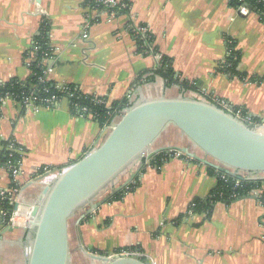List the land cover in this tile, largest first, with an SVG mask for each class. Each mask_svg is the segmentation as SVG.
<instances>
[{
	"label": "crops",
	"instance_id": "0c3cea01",
	"mask_svg": "<svg viewBox=\"0 0 264 264\" xmlns=\"http://www.w3.org/2000/svg\"><path fill=\"white\" fill-rule=\"evenodd\" d=\"M128 1L129 17L111 18L106 11H93L89 0H0V82L29 78L26 59L45 19L55 52L46 62L48 77L57 86H75L84 96L104 100L107 108L124 99L132 106L159 98L217 97L257 119L254 130L264 135V24L255 12L240 15L229 0ZM87 17L92 23L85 31ZM128 21L149 28L158 54L168 57L180 80L195 85V91L166 87L153 74L161 60L137 52ZM227 40L240 53L244 79L218 69L228 56ZM106 135L93 119L71 113L66 100L54 108L24 109L9 100L0 109V151L9 141L24 150L15 184L23 210L37 205L55 178H36L39 167L66 169L98 148ZM165 147L187 148L216 164L172 124L151 150ZM143 164L138 186L122 200L102 201L105 194L90 213L88 206L69 219L70 264H103L92 256L128 250L141 253L149 264H264L263 193L216 202L209 216L188 217L189 204L206 201L217 187L209 166L183 157L159 168L149 160ZM13 183L0 166V191ZM29 249L30 233L24 227L8 230L0 208V264H28Z\"/></svg>",
	"mask_w": 264,
	"mask_h": 264
},
{
	"label": "water",
	"instance_id": "95a60500",
	"mask_svg": "<svg viewBox=\"0 0 264 264\" xmlns=\"http://www.w3.org/2000/svg\"><path fill=\"white\" fill-rule=\"evenodd\" d=\"M169 124L216 164L198 158L187 148L151 150ZM163 151L182 153L230 176H236L235 172L258 174L261 176L255 180L264 181V135L250 125L240 123L211 103L187 97L134 104L98 148L63 171L57 170L42 199L32 208L31 221L25 229L30 233L28 264H70L69 219L88 206L90 213L99 205H93L94 201L106 193L102 201L126 188L142 169L143 159L150 160ZM124 177V182L116 186ZM261 201L264 204V196ZM92 257L103 264H149L141 256Z\"/></svg>",
	"mask_w": 264,
	"mask_h": 264
},
{
	"label": "trees",
	"instance_id": "16d2710c",
	"mask_svg": "<svg viewBox=\"0 0 264 264\" xmlns=\"http://www.w3.org/2000/svg\"><path fill=\"white\" fill-rule=\"evenodd\" d=\"M231 7L235 9L242 5L243 3L248 4V7L251 6L253 11H257L260 15V20L264 21V2H258L257 0H245L242 4L238 0H229ZM93 3H91L92 5ZM49 23L47 20L42 19L38 34L34 37L33 43H36V59L34 63L30 66L31 75L26 81H19L17 79H13L8 83L0 82V99L6 95L11 96L13 99L18 101L21 105L23 101L26 99L27 102H31L33 105H42L41 101L56 98V100H61L66 98L68 100L69 110L71 113L78 116H85L91 114L93 120L97 122L101 127H107L111 124V122L118 116L121 115V112L130 108L128 99L121 100L113 104L112 108H107L105 106V102L102 99H95L92 97H87L82 95L75 86L64 85L63 90L59 89L56 84L53 82H41L40 79L43 77V72L46 67L42 64V60L51 56L50 44H49ZM129 33L135 40L137 44V52L141 55L146 56V50L143 47V41L132 34L129 30ZM153 36L151 35L148 39L150 43H153ZM227 48L229 51V55L227 56L228 67L224 69H220V71L230 78H240L244 79L245 73H242L238 70V65L240 62V53L235 50V43L227 40ZM153 52L158 53L154 47ZM148 56V55H147ZM153 74L155 76H159L164 80L166 87L176 86L182 92L187 91H195V85L189 84L184 80H180L179 76L174 72L171 60L162 56L160 61V66L153 70ZM152 76L148 78V81H152ZM253 82H260L257 78H253ZM77 89V91H74ZM72 97H71V95ZM98 101H102L98 102ZM48 106L47 104H43ZM50 108H54L55 106L52 104L49 106ZM25 107L23 106L22 109ZM85 108L87 111L83 112L82 109ZM258 121L257 119H254ZM12 142H4L2 143V149L0 151V166L8 167L13 166L17 167L19 162L22 161V154L10 151L7 147ZM14 145V144H13ZM14 149H19V146L14 145ZM22 149V148H21ZM23 150V149H22ZM24 152V150H23ZM174 152L163 151L154 156V158L149 160V163L152 166L159 168L162 164H164L170 158H173ZM184 157V156H183ZM144 160V159H143ZM208 172L214 175L217 179V187L211 192L210 197L204 200L195 199L193 201L194 214L198 213H206V215H210L213 205L216 202H224L231 203L234 200H237L241 197H247L254 190H258L261 188L263 182L261 180H247L243 179L240 181V186L235 187V179L231 176L219 172L211 167L208 168ZM11 172H9L10 174ZM11 175V174H10ZM137 178L134 179L132 183H130L126 188L120 190L119 192L112 195L108 202L120 201L123 199L124 195L128 192L135 190L138 186ZM12 187H16L13 183ZM264 195V193H263ZM0 208L2 213L5 214L3 218L4 222L8 219L9 213L11 212L13 206L9 201L0 202ZM5 218V219H4ZM128 252L132 253V250H128Z\"/></svg>",
	"mask_w": 264,
	"mask_h": 264
},
{
	"label": "built area",
	"instance_id": "2783aa9c",
	"mask_svg": "<svg viewBox=\"0 0 264 264\" xmlns=\"http://www.w3.org/2000/svg\"><path fill=\"white\" fill-rule=\"evenodd\" d=\"M33 1V0H31ZM241 4L243 2H245V0H238ZM258 2H264V0H257ZM91 3H93L91 5ZM89 7H91L93 9V11H96V10H102V11H106L107 14H109V16L111 18H115L116 16H119V15H123V16H127L129 17V11H130V3L128 0H125L123 2H119V0H89ZM250 8V10H249ZM236 11L240 14V15H244V14H247L249 12H255L259 19H260V15L257 11H253L252 7L249 6L248 7V4L246 3H243L242 5H239L237 8H236ZM263 24H264V21H261ZM92 23V19L87 17L85 19V24H84V30L87 31V29L90 27ZM126 29L134 34L135 36L139 37L144 45L143 47L145 48V54L148 55V56H153L159 60H161V56L160 54L158 53H154L153 50H154V45L153 43H150L148 41L149 37L151 36V33L149 31V28L145 25H142V24H137L133 21H128L127 22V25H126ZM38 34V32H37ZM86 34L83 33V37L86 38ZM36 49H37V46H36V43L34 44L33 43V48L32 50L29 52L28 56H27V59H26V66L27 68L29 69V75H31V72H30V66L32 63H34L35 59H36ZM50 50H51V56H49L48 58H45L42 60V64L44 65L45 70L43 72V77L40 79L41 82H50V79L48 77V72L50 70V67L47 66L46 62L48 60H51L53 57H54V50L53 48H51L50 46ZM228 55H229V51H228ZM228 67V63H227V59L225 60V62H223V64L218 67V69H224V68H227ZM226 75V74H225ZM228 76V75H227ZM64 85L62 86H58L59 89H64L63 88ZM74 91H77V89H75ZM71 95V94H70ZM72 97V95H71ZM97 99V98H95ZM13 101L17 106H19L20 108H23L24 107H27L29 105H33L31 102H27V100L25 99L22 103V105L16 101L15 99H13L11 96L9 95H6L4 97H2L0 99V109L9 101ZM62 100H66L68 101L66 98H63L61 100H56V98H51V99H47V100H43L41 101L43 104H47L48 106H45V105H34L36 107H45V108H50L49 106L50 105H54V106H57L59 105V103L62 101ZM205 102H208V103H211L212 105L220 108L221 110H223L225 113H227L228 115L232 116L233 118H235L237 121H239L240 123L244 124V125H250L253 129H255L256 127V121L254 120L255 118L252 117L248 112H246L243 108H239V107H235L233 105H231L230 103H227L226 101H224L223 99H220V98H217V97H210L209 99H206V100H203ZM98 102H101L103 103L102 101H98ZM127 110V109H126ZM122 111L121 112V115L116 117L109 126L105 127V130H106V133H108L110 130H112L115 125L117 124L118 120L120 119V117L124 114V112L126 111ZM83 112H86L87 110L85 108L82 109ZM85 117H89L91 119H93L92 115L91 114H88V115H85ZM15 146H13L12 144H10L7 149L10 150V151H15V152H18L20 154H22V156L24 155V152L21 148L19 149H14ZM169 152H174L173 153V158H177V157H183V158H187V156H185L184 154L182 153H179V152H176V151H169ZM144 161L145 163L148 162V159L144 158ZM22 162V161H21ZM21 162H19L18 166L17 167H13V166H8L7 169L9 172H11V176L12 178L14 179V184L16 183H19V178H20V175L22 174L21 173V170H20V165H21ZM64 169L62 170H58V171H63ZM54 171H57V169H52V168H47V167H39L37 169V172L39 174H36V175H47L49 174L50 176H57V172H55L54 174H51L52 172ZM235 175L236 176H231L232 178H234L236 181H235V187L237 186H240V181L243 180V179H247V180H255V178L261 176V175H258V174H253V173H245V172H235ZM230 176V175H229ZM240 177V178H238ZM263 184L261 186L260 189L256 190V191H259L261 193H264V181H262ZM18 189L17 187H9L5 190H2L0 191V202L2 201H9L13 208L11 210V212L9 213V216H8V219L6 220L5 224L6 226H11L13 228H18L16 227L15 225L19 222V221H22V222H26L28 223V220L31 219V212L27 213V211L25 212L21 206V204L19 203L18 201ZM193 207H194V204L193 202H191L188 206V209H187V212H186V215L188 217H192L194 215V212H193ZM5 214L2 213V217H4ZM5 219V218H4ZM19 227H25L26 228V225L23 224H19ZM121 257V256H125V257H129V256H141L142 258L144 257L141 253L139 252H128V251H121L117 254H114L112 257Z\"/></svg>",
	"mask_w": 264,
	"mask_h": 264
},
{
	"label": "bare ground",
	"instance_id": "6f19581e",
	"mask_svg": "<svg viewBox=\"0 0 264 264\" xmlns=\"http://www.w3.org/2000/svg\"><path fill=\"white\" fill-rule=\"evenodd\" d=\"M25 212H26V211H25ZM29 212H32V208H30L29 211H27V213H29ZM30 221H31V219L28 220V223H26V222H22V221H19L15 226H16V227H19V224H21V225L25 224V225H26V228H27V226H28V224L30 223ZM24 228H25V227H24ZM26 228H25V229H26Z\"/></svg>",
	"mask_w": 264,
	"mask_h": 264
},
{
	"label": "rangeland",
	"instance_id": "374dc122",
	"mask_svg": "<svg viewBox=\"0 0 264 264\" xmlns=\"http://www.w3.org/2000/svg\"><path fill=\"white\" fill-rule=\"evenodd\" d=\"M36 174H39V173L36 172L35 175H36ZM40 176H41V175H37L36 178H39ZM124 178H125V177H124ZM124 178H123L121 181H119V182L116 184V186H118L119 184H121V183L123 182ZM107 194H108V193H106V195H107ZM103 196H104V195H103ZM26 229H27V228H26ZM89 262H90V261H89ZM88 264H91V263H88Z\"/></svg>",
	"mask_w": 264,
	"mask_h": 264
}]
</instances>
